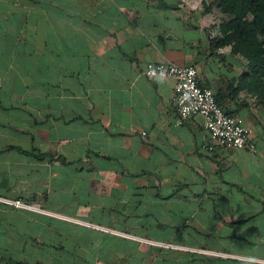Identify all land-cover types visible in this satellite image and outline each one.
<instances>
[{"label":"crops","instance_id":"1","mask_svg":"<svg viewBox=\"0 0 264 264\" xmlns=\"http://www.w3.org/2000/svg\"><path fill=\"white\" fill-rule=\"evenodd\" d=\"M219 13L0 0V264H264V108ZM163 62L196 67L256 150L210 151L202 116L178 124L175 81L144 75Z\"/></svg>","mask_w":264,"mask_h":264},{"label":"built area","instance_id":"2","mask_svg":"<svg viewBox=\"0 0 264 264\" xmlns=\"http://www.w3.org/2000/svg\"><path fill=\"white\" fill-rule=\"evenodd\" d=\"M144 75L150 79L163 78L175 81L171 100L179 116L178 124L188 118L202 116L213 140V145L209 146L210 151L225 146L248 149L253 152L256 150V145L251 138V130L244 118L239 114H228L224 111L214 91L201 85L196 67L164 62L149 63ZM13 204L37 209L36 205ZM152 244L174 247V245L159 242H152Z\"/></svg>","mask_w":264,"mask_h":264},{"label":"trees","instance_id":"3","mask_svg":"<svg viewBox=\"0 0 264 264\" xmlns=\"http://www.w3.org/2000/svg\"><path fill=\"white\" fill-rule=\"evenodd\" d=\"M226 20L221 24L222 45L244 58L248 67L240 88L264 107V0H214Z\"/></svg>","mask_w":264,"mask_h":264},{"label":"rangeland","instance_id":"4","mask_svg":"<svg viewBox=\"0 0 264 264\" xmlns=\"http://www.w3.org/2000/svg\"><path fill=\"white\" fill-rule=\"evenodd\" d=\"M219 14H220V17H222V19L226 20L225 16H223L221 13H219ZM224 20L222 21V23L224 22ZM221 24H220V26H221ZM227 47H228V52H232V46H227ZM241 61H242V71L244 69L243 73H245V71L247 70V67H248V63H247V61L245 59L241 60ZM250 98H251V103H257V104L259 103V99L257 97H255V96L250 94ZM261 107L264 108L263 106H261ZM36 207L38 208V206H36Z\"/></svg>","mask_w":264,"mask_h":264}]
</instances>
